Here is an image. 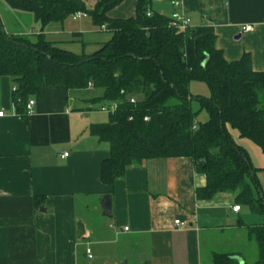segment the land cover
<instances>
[{"label": "crops", "instance_id": "0c3cea01", "mask_svg": "<svg viewBox=\"0 0 264 264\" xmlns=\"http://www.w3.org/2000/svg\"><path fill=\"white\" fill-rule=\"evenodd\" d=\"M135 3L124 0L107 16L130 18ZM150 11L167 18L173 13L169 0H151ZM178 11L191 20L192 28L213 29L216 48L226 61L246 54L253 71L264 70V0H181ZM73 19L80 23L72 25L70 18L47 27L46 39L67 50L78 43L69 40L74 33L92 36L84 46L68 50L89 55L111 38L100 39L104 31L90 18ZM250 25V33H241L240 27ZM18 31L14 26L11 33ZM12 88L13 80L1 76L0 264H211L213 253L245 261L237 242L245 240L248 246L250 241L237 226L247 223L248 213L242 205L232 212L235 195L228 192L197 200L194 191L206 180L191 159L144 162L127 168L121 180L103 185L100 163L110 150L107 142L88 134L91 124L100 121L92 101L82 96L87 89L40 84L31 97V115L19 118ZM230 134H236L237 145L259 170L255 175L261 188V151L237 132ZM108 196L111 211L106 215L101 200ZM35 197L42 198L38 207ZM176 220L184 226H175ZM85 245L93 254L90 263L83 254Z\"/></svg>", "mask_w": 264, "mask_h": 264}, {"label": "trees", "instance_id": "16d2710c", "mask_svg": "<svg viewBox=\"0 0 264 264\" xmlns=\"http://www.w3.org/2000/svg\"><path fill=\"white\" fill-rule=\"evenodd\" d=\"M2 1L12 11L30 13L39 24L34 41L0 31V77L13 80L12 105L19 118L25 117V105L40 84L71 91L91 87L99 92L97 101L117 106L105 124L88 128L90 136L109 144L110 155L100 163L103 185L121 180L131 166L189 158L206 180L194 191L197 200L228 192L235 195L236 206L264 220V197L255 175L259 170L252 168L245 149L227 130L257 146L264 157V70L253 71L248 55L226 61L211 27L178 32L169 26L170 18L150 11L151 0H135L134 13L126 19L107 16L124 0H97L91 9L82 0ZM76 13L111 35L89 55L58 47L43 34ZM193 82L205 84L209 96L192 97ZM193 100L199 103L196 112ZM200 110L206 122L196 120ZM41 201L35 197L34 206ZM237 227L256 249L255 260L243 264H264V221L239 222ZM231 256L213 253L211 264H237Z\"/></svg>", "mask_w": 264, "mask_h": 264}, {"label": "rangeland", "instance_id": "374dc122", "mask_svg": "<svg viewBox=\"0 0 264 264\" xmlns=\"http://www.w3.org/2000/svg\"><path fill=\"white\" fill-rule=\"evenodd\" d=\"M83 3H85L86 7L91 9L93 7V5L95 4V2L97 0H82ZM122 14V13H121ZM120 16H126L124 14L120 15ZM17 17L21 18V19H18L17 20ZM87 18V17H86ZM128 18V17H127ZM70 19V18H69ZM81 22H88L87 20H82ZM69 23H71L72 25L73 24H78L80 23V21H75L73 18H71V20L69 21ZM0 25L2 26L3 30H5L6 33H11L13 32V29H14V26H17L19 27V33L21 34H25L26 36H28V38L31 40V41H34L35 40V36L38 35V28H39V24L36 23L34 21V19L32 18V15L30 13H25V12H20V11H16V10H10L7 8L6 5H4L3 1L0 0ZM100 33V32H99ZM110 34L107 33V32H103L100 33L98 36L100 37V39H103V38H106L108 37ZM44 37L46 39V35L44 34ZM93 38L92 36H84L83 38L81 39H77L75 37V42H80V43H77L76 45L74 46H70L68 48L70 49H67V50H74L75 48H78L81 46V44H85L86 42L88 41H91L90 39ZM73 38L69 39V40H72ZM47 40V39H46ZM48 41V40H47ZM53 44V43H52ZM88 51V50H87ZM77 53V52H76ZM189 89H190V92H191V95L192 97H197V98H207L209 96V89L206 88L205 84L201 83V82H193L190 86H189ZM82 96L84 97V99H86L88 102L92 101L91 103V106H92V110H93V113L96 114V116L98 117L97 120L100 121V123L98 124H105L107 122V119H108V114H102L100 112H98L100 110L101 107H104L105 104L104 103H101L99 101H97L96 99L99 97V93L97 90H85L82 92ZM191 108H192V111L196 112L199 110V103H197V101H192L191 102ZM196 120L200 123L202 122H206L208 120L205 112L203 110H200L197 115H196ZM227 130L228 132H231L233 133L234 130H231L229 127H227ZM236 135V134H235ZM235 135H231L232 138L234 139V141L238 142V139H235ZM243 141L253 147V148H256L257 152L259 153L260 150L257 146H253L249 141L243 139ZM261 154V152L259 153ZM261 156V155H260ZM263 158V156H262ZM260 181H261V192H262V195L264 194V180H263V177H262V180H261V176H258ZM264 196V195H263ZM242 212L243 213H248V217H247V223L246 224H251V225H256V224H261L263 223V218L260 216V215H253L251 214L250 212L247 211V207L245 206H242ZM242 214V213H241ZM240 241V240H239ZM237 242V246L239 248H243V255L245 258L243 262H253L256 258V249H254V243L251 241L248 246H247V242H245V240H242V243L240 242Z\"/></svg>", "mask_w": 264, "mask_h": 264}, {"label": "built area", "instance_id": "2783aa9c", "mask_svg": "<svg viewBox=\"0 0 264 264\" xmlns=\"http://www.w3.org/2000/svg\"><path fill=\"white\" fill-rule=\"evenodd\" d=\"M169 1H170V6L173 9V13L170 16L169 26L171 28H173L174 30L181 32V33H184L186 31L190 30L192 28L191 20L187 16H185L182 12L178 11V8H180V6H181V0H169ZM149 15H150V13L147 12L146 16H149ZM83 17H85V16H83L81 13H76L73 16V18H77V19H80ZM240 28H241V33H250L253 30L251 25L250 26H242ZM100 30H103V28H101ZM14 90H15V88L13 86L12 91H14ZM33 103H34V100L32 98L27 101V103L25 105V108H26L25 116L31 115L32 109H33L32 108ZM129 103L132 104L133 100L129 99ZM116 110H117V106L115 104L105 103V106L101 107L99 112L102 114H108L109 115V114H113ZM2 114L3 113H0V118L2 117ZM143 120L147 121L148 119L144 118ZM66 156H67V153L62 154V157H66ZM239 210H240L239 206H234L232 208L233 213H237ZM174 225L182 228L184 226V223H181V222L176 220V221H174ZM126 230H127V228L125 227L124 231H126ZM83 252H84L83 254L85 257V261L87 263H90L93 260V254L91 253V250L87 245L84 246Z\"/></svg>", "mask_w": 264, "mask_h": 264}, {"label": "water", "instance_id": "95a60500", "mask_svg": "<svg viewBox=\"0 0 264 264\" xmlns=\"http://www.w3.org/2000/svg\"><path fill=\"white\" fill-rule=\"evenodd\" d=\"M0 31L3 32V28H0ZM239 38V35L236 36L235 40ZM207 60L202 64L204 66L206 64ZM102 209H104V212L106 215L110 214V197H103L101 200ZM232 260H235L237 264H243V261L237 256H231Z\"/></svg>", "mask_w": 264, "mask_h": 264}]
</instances>
